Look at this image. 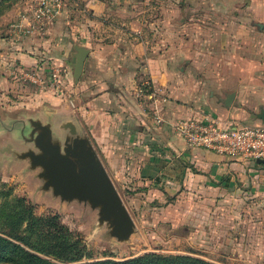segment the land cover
<instances>
[{
  "label": "crops",
  "instance_id": "obj_1",
  "mask_svg": "<svg viewBox=\"0 0 264 264\" xmlns=\"http://www.w3.org/2000/svg\"><path fill=\"white\" fill-rule=\"evenodd\" d=\"M84 7L29 41L31 54L21 58L54 63L62 90L29 93L25 103L39 105L41 116L52 108L57 122L74 119L112 180L134 194L169 207L189 199L190 217L201 208L199 222L177 216L195 233L222 219L225 199L264 200V162L187 147L174 128L202 114L263 123L264 0H85ZM75 45L88 49L77 81Z\"/></svg>",
  "mask_w": 264,
  "mask_h": 264
},
{
  "label": "rangeland",
  "instance_id": "obj_2",
  "mask_svg": "<svg viewBox=\"0 0 264 264\" xmlns=\"http://www.w3.org/2000/svg\"><path fill=\"white\" fill-rule=\"evenodd\" d=\"M42 1L0 0V121L6 122L27 111L31 114L38 113L39 105H28L25 103V96L45 91L40 83L48 80L49 73L56 66L52 62L41 60L32 65L26 64L21 56L31 54L28 49L29 41L45 38L46 31L63 12L67 16L77 17L85 8V0H53L59 3L58 14L44 25L40 19L44 9ZM40 46L41 43L35 45L32 55L40 53ZM32 77L38 81L34 82ZM1 127L0 124V129ZM12 140L8 132L0 133V216L2 217V213L6 215L8 210L28 205L36 217L32 241L42 239L39 232H58V225H62L71 234L70 239L80 241L84 248L82 259L67 263L49 258L33 249L29 250L43 258L58 264H76L105 259L126 260L151 252L159 255H187L211 264H264L263 199H244V203L225 199L218 206L223 212L226 211L222 219L219 214L211 217H218V220L213 221V226L202 230L204 233H195L194 230H188L187 225L178 221L177 217L186 212L185 218L197 217V221H200L199 207L190 217L188 211L193 205L189 199H179V202L174 201L169 207L155 197L139 196L122 183L113 181L137 224V231L130 241L117 242L106 234L105 227H97L96 211L89 206L76 201L61 202L49 191L40 190L36 171L28 170L26 163L15 160L5 149V144ZM12 142L18 149L30 145H23L20 141ZM174 199L176 198L166 197L168 202ZM257 206L260 207L252 210L246 218H237L244 207ZM26 224L23 223L21 228ZM7 228L0 219V231ZM30 231L26 230L23 234ZM0 236L5 237L1 232ZM11 241L16 246L27 249L20 241ZM2 249L3 245L0 243V264H22L17 255L18 248L9 252L8 257V252L5 253ZM5 255L7 258H3Z\"/></svg>",
  "mask_w": 264,
  "mask_h": 264
},
{
  "label": "water",
  "instance_id": "obj_3",
  "mask_svg": "<svg viewBox=\"0 0 264 264\" xmlns=\"http://www.w3.org/2000/svg\"><path fill=\"white\" fill-rule=\"evenodd\" d=\"M73 78L82 73L88 49L75 45ZM233 94L225 103L230 104ZM20 119L0 121V133L9 131L12 141L29 146L18 149L12 141L5 144L12 157L27 165L40 181V190L50 192L61 202L76 201L96 211L97 227L117 242L130 241L137 224L125 205L112 178L88 135L71 118L57 122L52 108L41 115L23 114ZM264 123V109L258 114ZM256 161L264 162V158Z\"/></svg>",
  "mask_w": 264,
  "mask_h": 264
},
{
  "label": "trees",
  "instance_id": "obj_4",
  "mask_svg": "<svg viewBox=\"0 0 264 264\" xmlns=\"http://www.w3.org/2000/svg\"><path fill=\"white\" fill-rule=\"evenodd\" d=\"M3 217V218H2ZM0 219L7 225V229L0 231L5 237L0 236V243L3 245V251L10 256L11 251L18 248L17 255L22 264H58L48 258H43L31 251L49 256L60 262H73L82 259L84 248L80 241H72L68 229L62 225L59 226L58 232L49 231L40 233L41 240L32 241L31 237L35 236L32 232L36 217L33 215L32 208L28 205L20 209H11L2 213ZM23 223H27L21 228ZM14 225V227H9ZM31 230L27 234L24 231ZM11 240L20 241L27 249L16 246ZM7 258L6 255L3 258ZM76 264H211L202 259L187 255H159L156 253H145L137 257L126 260H96L92 262H83Z\"/></svg>",
  "mask_w": 264,
  "mask_h": 264
},
{
  "label": "built area",
  "instance_id": "obj_5",
  "mask_svg": "<svg viewBox=\"0 0 264 264\" xmlns=\"http://www.w3.org/2000/svg\"><path fill=\"white\" fill-rule=\"evenodd\" d=\"M42 5L44 9L40 19L45 25L46 21L58 14L59 3L43 0ZM48 77V80H43L40 85L45 90L60 92L62 90L60 69L53 67ZM32 80L38 81L35 77H32ZM174 128L187 147L208 148L221 154L249 160L264 158V123H238L223 120L212 114H202L200 117L177 120Z\"/></svg>",
  "mask_w": 264,
  "mask_h": 264
}]
</instances>
